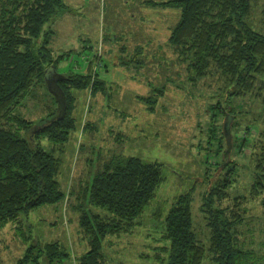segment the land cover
<instances>
[{
  "label": "rangeland",
  "instance_id": "1",
  "mask_svg": "<svg viewBox=\"0 0 264 264\" xmlns=\"http://www.w3.org/2000/svg\"><path fill=\"white\" fill-rule=\"evenodd\" d=\"M154 1L160 0H64L67 10L49 23L56 71L90 74L89 82L67 87L75 125L62 147L51 149L46 138L37 140L59 160L64 199L0 228V264H77L89 247L78 224L85 182L131 155L156 163L162 179L134 225L102 239L105 264H165L164 217L176 196L187 191L193 231L207 247L209 231L200 206L228 165L233 172L223 186L225 196H214L212 206L227 208L226 213L238 210L237 242L248 264H264V192L251 194V146L264 129V88L231 98V85L216 69L194 76L168 40L179 10ZM250 2L247 20L264 33V0ZM56 106L57 96L45 81L16 111L39 123ZM228 111L234 116L233 143L225 161L222 126ZM47 244L59 254L52 262ZM201 264H215L212 254L206 251Z\"/></svg>",
  "mask_w": 264,
  "mask_h": 264
},
{
  "label": "trees",
  "instance_id": "2",
  "mask_svg": "<svg viewBox=\"0 0 264 264\" xmlns=\"http://www.w3.org/2000/svg\"><path fill=\"white\" fill-rule=\"evenodd\" d=\"M159 2L179 10L168 40L194 76L216 69L231 85L227 90L231 98L252 93L255 87L264 88V33L247 20L250 0ZM66 10L64 0H0V228L16 221L22 213L64 199L65 190L57 179L59 160L37 140L46 138L51 149L62 147L75 125L67 87L85 85L90 74H64L59 80L66 101L60 118L48 120L58 106L39 123L21 117L16 109L36 85L45 84V68L57 66L50 47L53 30L48 25ZM224 138L226 142L225 135ZM251 157L255 170L251 194L255 196L264 192V129L252 143ZM223 158L228 161L224 153ZM231 171L228 165L226 176L211 186L200 206L209 231L207 247L193 231L189 191L176 196L164 217L165 264H201L206 251L212 254L215 264H248L249 256L237 242L236 225L241 218L238 210L230 208L226 213L227 208L213 207L211 203L214 196H225L223 186L230 182ZM161 179L156 163L131 155L105 165L85 182L81 197L84 203H78V224L89 247L78 257L77 264L106 263L102 239L126 232L134 225ZM47 248L45 254L52 262L59 254L55 245L47 244ZM36 250L38 255L44 252L40 247ZM22 263L23 260L15 264Z\"/></svg>",
  "mask_w": 264,
  "mask_h": 264
},
{
  "label": "water",
  "instance_id": "3",
  "mask_svg": "<svg viewBox=\"0 0 264 264\" xmlns=\"http://www.w3.org/2000/svg\"><path fill=\"white\" fill-rule=\"evenodd\" d=\"M63 77H64V74H60L59 72H57L54 64H50L44 70V79L50 91L57 96V100H58V111L50 119H48L49 122L63 116L64 111H65V107H66L65 95H64V91L62 90V88L60 87L58 83L59 80H61ZM232 119H233L232 114L228 113L225 115L224 122H223V131H224V135L226 137V142H227V148L224 152L225 158H228L229 156L228 153L232 146L231 132H230V126H231Z\"/></svg>",
  "mask_w": 264,
  "mask_h": 264
},
{
  "label": "crops",
  "instance_id": "4",
  "mask_svg": "<svg viewBox=\"0 0 264 264\" xmlns=\"http://www.w3.org/2000/svg\"><path fill=\"white\" fill-rule=\"evenodd\" d=\"M140 2H143L144 3V0H140ZM154 2L156 3V5L159 3L157 1H154ZM160 5H162V4H160Z\"/></svg>",
  "mask_w": 264,
  "mask_h": 264
}]
</instances>
